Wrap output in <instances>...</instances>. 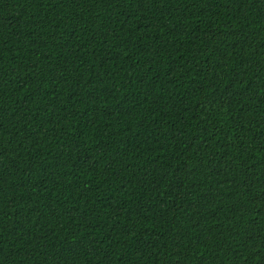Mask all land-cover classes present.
<instances>
[{
    "label": "trees",
    "instance_id": "obj_1",
    "mask_svg": "<svg viewBox=\"0 0 264 264\" xmlns=\"http://www.w3.org/2000/svg\"><path fill=\"white\" fill-rule=\"evenodd\" d=\"M0 264H264V0H0Z\"/></svg>",
    "mask_w": 264,
    "mask_h": 264
}]
</instances>
